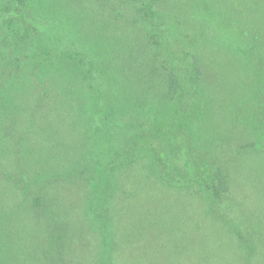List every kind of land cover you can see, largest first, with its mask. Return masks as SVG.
<instances>
[{"label": "rangeland", "instance_id": "obj_1", "mask_svg": "<svg viewBox=\"0 0 264 264\" xmlns=\"http://www.w3.org/2000/svg\"><path fill=\"white\" fill-rule=\"evenodd\" d=\"M16 1L0 0V90L15 105L8 100L9 112L0 110L3 264H101L106 255L116 264H264V0H33L43 16L56 18L62 36L111 66L106 79L114 84L97 95L108 101L125 104V92L115 93L130 81L146 107L174 115L180 108L179 97L165 98L162 58L156 61L147 36L154 12L197 51L205 95L189 131L199 153L229 178L227 192L211 188L210 196L198 185L149 177L142 164L150 152L109 177L118 187L108 196L92 181L41 184L69 161L100 159L104 147L139 133L125 123L139 128L143 106L122 117L119 107L93 115L95 94L68 84L63 64H45L48 72L29 64L47 54L31 41L24 47L8 39L3 17ZM16 48L19 68L8 56ZM15 74L14 86L2 88ZM171 159L173 177L183 178L182 159Z\"/></svg>", "mask_w": 264, "mask_h": 264}, {"label": "trees", "instance_id": "obj_2", "mask_svg": "<svg viewBox=\"0 0 264 264\" xmlns=\"http://www.w3.org/2000/svg\"><path fill=\"white\" fill-rule=\"evenodd\" d=\"M6 21L5 25L11 27L9 37H12L16 45L27 46L30 41L36 47L37 52L44 51L47 56L45 58L38 56L30 58L29 64L40 65L42 72H48L49 69L45 66L51 63L63 64L62 69L71 78V86H77L84 90L87 89L93 92V98H90L91 108H94L93 115H97L101 109H111L116 111L114 107L120 108V116L125 115L126 112L134 114L138 112V108L142 107V112L138 116L141 125L136 127L134 124H126L127 127L139 130L137 134L125 135L122 144L116 147H104L102 152H106L100 159L89 161H69L63 165L62 174L55 175L49 181H43L41 184L52 186L55 177H59L61 182L80 183L91 181L93 187L101 190V193L108 196V190L115 192L118 184L109 177L115 175L120 168L131 167L140 164L142 159V152H150L152 160L144 161L142 166L151 175L158 177L160 180H165L169 185L177 186H195L201 187V191L210 196L211 188L217 192H227L229 189V178L224 168L216 167L207 161L203 155H207L203 149L202 155L198 146L194 145V139L189 131L188 118L197 108V101L201 95H205V88L201 75L200 57L195 49L190 48L186 43L178 37L175 31L168 26L155 12L149 18L150 28L147 36L151 39V44L154 46L155 59H161L160 69L165 76V85L167 92L166 100H172L177 97L181 99L180 108H176V114L169 112L164 106L157 107L154 103H150L148 107L141 103L140 99L135 98L137 94L136 84L128 82L124 89L115 94L119 95L125 92L127 95L126 103L119 101L115 102V98L111 100L104 99L103 93L108 91L110 85L114 81L110 78L106 79L107 71L111 70V66L107 62L93 52L85 51L86 48L80 46L77 39L73 37H64L60 34L61 28L56 22V18L50 16H43L42 12L37 9L33 0H19L14 3V6L7 11L3 17ZM44 25V27H40ZM44 28V29H43ZM56 31V33H55ZM4 38V35H2ZM65 45V46H64ZM64 46V47H63ZM8 56L15 62L19 68L22 64V58L18 48L15 49ZM101 64V65H100ZM9 76L8 80L2 81V88H7L13 82L14 84L19 80L15 74ZM24 77H27L25 75ZM104 78V79H103ZM12 86V87H13ZM67 91V87L64 89ZM114 95V94H113ZM85 95H81L82 99ZM86 97V96H85ZM14 98L12 95L6 99L0 90V110L9 112L8 100L11 105H14ZM95 102L92 104V100ZM86 100V99H85ZM108 102V104H107ZM84 104V103H83ZM102 104L104 107L102 108ZM82 106V105H81ZM84 106V105H83ZM17 107V106H16ZM107 107V108H105ZM149 108V111L148 109ZM17 110L19 108L17 107ZM113 111V112H114ZM118 111V110H117ZM144 113V115H143ZM91 114V115H92ZM90 115V116H91ZM5 118V117H4ZM136 125L139 122L135 123ZM125 132V128H123ZM127 131L125 133H130ZM129 135V136H128ZM177 154L179 159H182L183 178H174L172 173L171 155ZM84 181V182H83ZM38 182V181H36ZM87 183V185H89ZM108 186V188H107ZM25 192L26 197L32 195L31 189ZM31 198V197H30ZM29 198V200H30ZM106 199V198H105ZM103 214L100 216L103 218ZM60 237L56 232L53 233V239ZM0 237V264H3L2 259V242ZM106 243H101V249H107ZM101 264H116L111 257H103L100 259Z\"/></svg>", "mask_w": 264, "mask_h": 264}]
</instances>
